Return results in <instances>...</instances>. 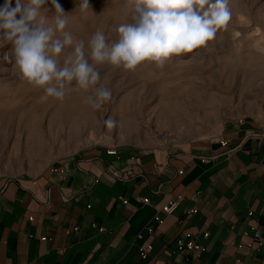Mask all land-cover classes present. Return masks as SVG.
I'll return each instance as SVG.
<instances>
[{
    "label": "crops",
    "instance_id": "crops-1",
    "mask_svg": "<svg viewBox=\"0 0 264 264\" xmlns=\"http://www.w3.org/2000/svg\"><path fill=\"white\" fill-rule=\"evenodd\" d=\"M263 123L264 110L227 117L188 149L86 146L0 180V264H264ZM178 237L198 247L179 252Z\"/></svg>",
    "mask_w": 264,
    "mask_h": 264
},
{
    "label": "rangeland",
    "instance_id": "rangeland-1",
    "mask_svg": "<svg viewBox=\"0 0 264 264\" xmlns=\"http://www.w3.org/2000/svg\"><path fill=\"white\" fill-rule=\"evenodd\" d=\"M57 3L68 14L66 30L86 45L98 30L114 42L115 29L129 22L125 0H89L83 14L80 0ZM230 10L213 41L163 68L148 61L134 70L97 66V87L112 93L99 110L85 102L92 92L74 82L62 101L29 85L5 59L12 45H0V180L36 173L86 146L188 149L214 139L225 118L264 110V0H230ZM109 117L114 127L104 123ZM161 132L169 138L160 140Z\"/></svg>",
    "mask_w": 264,
    "mask_h": 264
},
{
    "label": "clouds",
    "instance_id": "clouds-1",
    "mask_svg": "<svg viewBox=\"0 0 264 264\" xmlns=\"http://www.w3.org/2000/svg\"><path fill=\"white\" fill-rule=\"evenodd\" d=\"M5 0L0 7V45L11 44L5 59L19 77L45 94L63 100L68 86L92 92L86 103L99 110L112 93L97 87V66L109 64L134 70L145 61L163 68L172 57L206 47L231 20L230 0H125L129 22L115 29L117 39L109 43L96 31L87 45L67 29L69 18L57 0ZM55 9L51 17L46 4ZM86 13L89 0H80ZM6 70V69H5ZM114 127L111 117L104 121Z\"/></svg>",
    "mask_w": 264,
    "mask_h": 264
},
{
    "label": "built area",
    "instance_id": "built-area-1",
    "mask_svg": "<svg viewBox=\"0 0 264 264\" xmlns=\"http://www.w3.org/2000/svg\"><path fill=\"white\" fill-rule=\"evenodd\" d=\"M261 127H262L263 132H264V123H263V125ZM106 152L109 153V154H115V153H117V147L115 145H111V146H109L106 149ZM263 166H264V162H263ZM180 198H181V194H177L176 196L170 198L168 201L164 202L159 207V209L157 210V214L155 215V219L158 222H160L162 220V218H161V214L162 213L167 214V213L174 212L177 209V207H178ZM137 199H140V200H143V201H147V198H145V197H137ZM123 201H125V200H123ZM146 229H147V231L149 233L152 232V228L151 227H147ZM253 236L254 237H258L259 236V231L258 230H254L253 231ZM137 237L141 238L142 234L140 232L137 233ZM175 244H176V250L179 251V252H183L185 250H194V249H196L198 247V244L194 240H192V239H190L188 237L175 238ZM151 249H152L151 244H149V243L145 244L140 249V252H139L140 256L142 258H145L148 255V253H149V251ZM165 264H172V262L167 261V262H165Z\"/></svg>",
    "mask_w": 264,
    "mask_h": 264
},
{
    "label": "bare ground",
    "instance_id": "bare-ground-1",
    "mask_svg": "<svg viewBox=\"0 0 264 264\" xmlns=\"http://www.w3.org/2000/svg\"><path fill=\"white\" fill-rule=\"evenodd\" d=\"M170 135L164 133V132H161L160 136H159V139L162 140V139H168Z\"/></svg>",
    "mask_w": 264,
    "mask_h": 264
}]
</instances>
